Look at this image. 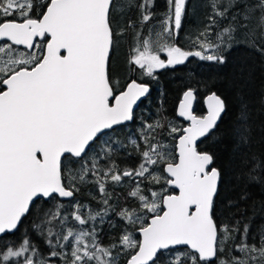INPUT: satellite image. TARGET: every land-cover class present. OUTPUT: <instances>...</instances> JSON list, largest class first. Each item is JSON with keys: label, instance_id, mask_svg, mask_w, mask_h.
I'll list each match as a JSON object with an SVG mask.
<instances>
[{"label": "snow or ice", "instance_id": "1", "mask_svg": "<svg viewBox=\"0 0 264 264\" xmlns=\"http://www.w3.org/2000/svg\"><path fill=\"white\" fill-rule=\"evenodd\" d=\"M236 2L230 0L221 10L219 0H212L211 24L193 41L195 50H183L171 41L182 27L188 0H166L161 31L150 27L149 37L142 43L141 32L136 31L129 66H137L142 76L155 78L156 70L182 65L191 56L226 63L223 53L232 47L236 26L218 32L216 42L210 35L215 17L224 18ZM133 3L127 0L129 8ZM115 7V0H0V240L18 230L37 199L73 197L77 182L83 183L89 173L95 178L102 204L96 210L77 202L68 214L56 203L40 223L33 224L51 249L48 257L24 235L0 246V264H51V257L57 256L63 264H118L121 253L129 256L127 264H157L161 252L167 254L166 264H258V257L264 260V235L259 247L255 243L249 246L246 240L251 226L244 224L242 238L234 245V251L242 255H232L229 260L223 254L227 250L231 255L233 249L226 242L236 239L239 222L230 227L218 225L214 219L222 170L214 166L212 153L200 150L198 141L215 130L226 111L225 100L216 92L206 96L203 115L193 111L195 90L183 93L178 115L188 123L169 128L170 134H179L174 152L168 145L153 142L155 130L162 127L157 121L145 125L140 137L145 145L140 151L141 163L134 169L121 170L115 160L101 168L96 157L91 159V167L85 162L76 172L65 165L66 158L69 162L83 159L104 130L133 120L134 105L150 90L135 79L122 87L109 71L111 54L123 33H116L113 27ZM138 7L143 27L153 19L154 0H141ZM257 8L261 13L257 28L247 33L250 47H257L256 39L264 44V31L257 35L258 29H264V0L254 7L245 4V11L237 13L245 21L239 27L247 29L250 14ZM128 27L136 26L129 21ZM257 50L264 52V48ZM161 52L166 53V60ZM250 118L249 105L241 100L233 129L235 153L241 156V177L264 184V158L248 151ZM103 151L101 159L112 156L110 146ZM126 177L137 180L129 195L138 199L139 211L124 208L117 215L128 224L140 225L136 229L140 239L125 231L118 243L103 246L95 226H68L69 215L80 226L97 219L103 223L115 211L106 184H120ZM144 181L160 185L161 190L149 187L145 192ZM246 198V193L241 195ZM179 246L187 250L170 251Z\"/></svg>", "mask_w": 264, "mask_h": 264}, {"label": "trees", "instance_id": "2", "mask_svg": "<svg viewBox=\"0 0 264 264\" xmlns=\"http://www.w3.org/2000/svg\"><path fill=\"white\" fill-rule=\"evenodd\" d=\"M141 0H134L129 8L127 0H115L116 7L113 9L112 22L116 33H123L117 38V46L111 54L109 71L114 81L119 80L120 86L124 87L130 79L143 82L149 85L150 90L145 98L141 100L134 110V119L130 123L116 126L99 135V138L91 143L87 154L83 159L71 158V162L66 158L65 165L74 172L81 168V165L88 163L91 167V159L97 158L101 168H106L112 160H115L119 169L136 168L141 163L140 151L144 150V143L140 137L144 134L146 124H155L159 121L161 128L155 130V140L168 145L175 151L177 134H170L169 128L172 125L177 127L185 126V122L176 116V108L181 95L189 88L195 90L194 113L202 115L205 111L203 97L209 92H216L226 102V111L222 114L215 130L207 137L201 139L198 144L202 151L210 152L215 157L214 166L222 170V178L219 183V191L215 197L214 219L218 225H236L239 222V233H234L236 239L227 241L228 248L233 249L231 255L226 250L224 256L229 260L232 255L241 256L242 254L234 251V245L239 242L243 234L244 224H250V231L247 233L246 242L251 246L253 243L259 247L260 237L264 235V184L248 182L241 177V156L235 153L236 141L233 137V129L237 124V117L240 112L241 100L247 102L251 112L250 124L252 126V139L249 154L255 153L264 158V52L257 48H264L260 39L255 40L257 47H250L247 40V33L257 28L258 20L261 15L257 8L250 14L247 21L248 28L239 27L245 21L237 13L245 11V4L254 7L258 0H237L234 7H231L224 18L215 17V24L212 26L210 39L216 42V34L229 25H234L237 31L234 33L235 39L232 47L223 54L226 63L218 64L208 60H201L199 57L191 56L184 64L174 67L158 69L155 78L142 76L140 69L133 65L129 66L128 59L131 49L136 44L135 33L141 32V43L143 38L149 37L148 29L151 27L154 32L161 31L159 25L164 18L167 9L166 0H154L153 19L143 27L140 24L141 13L138 5ZM230 3V0H219V7L223 10ZM121 5L123 8L121 9ZM210 16H214L212 0H188L187 13L183 19L182 27L178 34L174 32L175 39L171 42L183 50H195L193 41L210 24ZM236 20H233V17ZM131 21L135 29L128 27ZM264 29H258L257 35ZM151 39H155L154 33ZM203 39V38H201ZM198 47V45H197ZM22 49V47H21ZM23 50V49H22ZM162 58L165 55L160 53ZM135 141V143H133ZM110 146L112 149L111 157H104V149ZM139 146V151L137 149ZM97 154H100L98 156ZM68 179L64 180L68 184ZM137 180L134 178H124L120 184H113L110 181L106 184L108 193H111L110 204L115 211L110 212L101 223L99 219L89 222L88 225L80 226L71 220L69 215L68 226L76 228L95 226L99 233V241L103 246L118 243L121 234L125 231L131 232L135 239H139L136 231L139 224H128L121 220L117 215L121 209H136L139 211V201L131 197L130 192L136 187ZM77 191L74 196L67 200L37 199L30 207V211L22 218L18 225V230L8 233L0 240V246L4 242L9 244L29 236L40 252L48 257L51 249L45 242L44 237L33 229V224L40 223L44 219V213L54 209L56 203L62 204L63 212L70 214L73 205L79 202L88 208L99 210L102 207L100 202L101 194L95 183V178L89 173L83 183L77 182ZM142 189L147 191L149 187L160 191V185H148L147 181L141 184ZM170 191H172L170 189ZM247 194L246 199H241L242 194ZM95 197V198H94ZM232 201V206L228 202ZM82 212L87 208L81 209ZM149 216L151 214H148ZM115 225V227H113ZM70 245L67 251L70 252ZM185 251L186 247L171 249L170 251ZM119 249L114 250V254ZM161 252V259L157 264H166L165 256ZM129 258L127 253L117 256L118 264H125ZM69 259L71 257L69 256ZM258 264H264V260L257 258ZM51 264H63L57 257H51ZM214 264H218L215 261Z\"/></svg>", "mask_w": 264, "mask_h": 264}, {"label": "water", "instance_id": "3", "mask_svg": "<svg viewBox=\"0 0 264 264\" xmlns=\"http://www.w3.org/2000/svg\"><path fill=\"white\" fill-rule=\"evenodd\" d=\"M20 47H22V46H20ZM130 80H132V79H130ZM130 80L128 81V82H130ZM127 82V83H128ZM126 83V84H127ZM126 84H125V86H126ZM148 85V84H147ZM149 86V85H148ZM149 89H150V87H149ZM188 90V89H187ZM186 91V90H185ZM184 91V92H185ZM183 92V93H184ZM211 92H209V93H207L204 97H203V104H204V109H205V111H204V113L203 114H205L206 113V104H205V98H206V96L207 95H209ZM146 96H147V94H146ZM145 96V97H146ZM145 97H142L138 102H137V104L136 105H134V110L137 108V106L139 105V103L141 102V100L143 99V98H145ZM183 98V94L181 95V99ZM181 99L179 100V102H178V104H177V108H176V116H177V118H179V119H181L182 121H184L185 123H186V125H187V121H185L182 117H180L179 115H178V107H179V103H180V101H181ZM195 100H196V97H195V99L193 100V109H194V103H195ZM202 114V115H203ZM132 121V120H131ZM131 121H127V122H124V123H122V124H120V125H123V124H125V123H130ZM116 126H119V125H116ZM116 126H113V128H115ZM112 128V129H113ZM109 130H111V129H109ZM106 131H108V130H104V132H106ZM103 132V133H104ZM203 139V138H202ZM177 140H178V137H177V139H176V142H175V144L177 143ZM199 142V141H198ZM174 147H175V145H174ZM59 199H62V200H67V199H70V198H72V197H69V198H60V197H58ZM137 233H138V236H139V239H140V234H139V232L137 231ZM179 247H186V246H179ZM125 264H127V260H126V262H125Z\"/></svg>", "mask_w": 264, "mask_h": 264}, {"label": "rangeland", "instance_id": "4", "mask_svg": "<svg viewBox=\"0 0 264 264\" xmlns=\"http://www.w3.org/2000/svg\"><path fill=\"white\" fill-rule=\"evenodd\" d=\"M163 55H165V57H166V53H163V52H161ZM159 55H161L160 53H159ZM162 58V57H161ZM167 58V57H166ZM118 80V79H117ZM119 81V80H118ZM120 84V83H119Z\"/></svg>", "mask_w": 264, "mask_h": 264}, {"label": "flooded vegetation", "instance_id": "5", "mask_svg": "<svg viewBox=\"0 0 264 264\" xmlns=\"http://www.w3.org/2000/svg\"><path fill=\"white\" fill-rule=\"evenodd\" d=\"M162 59H165L166 60V57L165 58H162ZM185 126H186V123H185Z\"/></svg>", "mask_w": 264, "mask_h": 264}]
</instances>
